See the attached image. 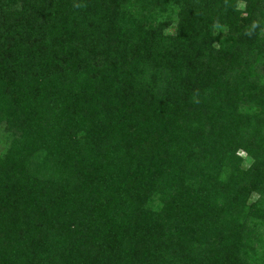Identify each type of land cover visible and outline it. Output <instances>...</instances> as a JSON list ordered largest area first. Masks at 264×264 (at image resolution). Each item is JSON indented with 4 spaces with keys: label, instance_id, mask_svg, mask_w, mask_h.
<instances>
[{
    "label": "trees",
    "instance_id": "trees-1",
    "mask_svg": "<svg viewBox=\"0 0 264 264\" xmlns=\"http://www.w3.org/2000/svg\"><path fill=\"white\" fill-rule=\"evenodd\" d=\"M0 127V264H264V0H0Z\"/></svg>",
    "mask_w": 264,
    "mask_h": 264
},
{
    "label": "rangeland",
    "instance_id": "rangeland-1",
    "mask_svg": "<svg viewBox=\"0 0 264 264\" xmlns=\"http://www.w3.org/2000/svg\"><path fill=\"white\" fill-rule=\"evenodd\" d=\"M1 134H3V136H1ZM4 136H5V134L3 132V129H2V127H0V150H1V148H3L6 145V141H5ZM239 155L243 156V158H246V154L244 152L240 151Z\"/></svg>",
    "mask_w": 264,
    "mask_h": 264
}]
</instances>
